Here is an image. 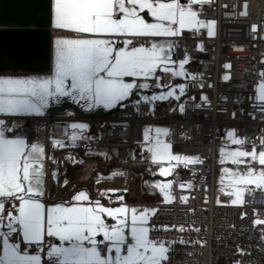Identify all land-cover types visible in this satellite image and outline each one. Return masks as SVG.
<instances>
[{
  "label": "snow or ice",
  "instance_id": "obj_1",
  "mask_svg": "<svg viewBox=\"0 0 264 264\" xmlns=\"http://www.w3.org/2000/svg\"><path fill=\"white\" fill-rule=\"evenodd\" d=\"M203 3L204 0H47L43 14L56 33L51 40L49 71L0 72V264H169L168 239L151 236L153 231H168L169 227L151 224L150 216L156 215L158 207L130 206L126 201L130 189H106L93 199L87 190L73 187L66 199L47 198L50 189L46 162L53 158L38 142L36 126L44 121L46 109L65 102L84 112L134 107L141 115L142 106H155L156 102H175L173 111L182 115L187 114L189 103L202 108L207 96L202 95L199 104L195 98L186 101L187 83L172 80L165 84L157 73L196 80L195 74L189 77L185 71L191 62L190 53L184 51L177 59L171 38L181 36L185 30L195 33L206 29L209 37L215 35L216 22L199 19L194 10L195 5ZM32 24V15L26 13L11 25L0 22V32L27 31ZM195 47L204 50L202 44ZM228 79L224 76V80ZM200 88L202 91L203 84ZM256 95L264 101V79ZM64 115L71 119L75 113L66 110ZM130 115L119 119L127 122ZM20 119L24 124L19 123ZM29 121L31 135L29 130H23ZM68 128L74 147H78L77 141L88 140L89 146L93 139L103 142L104 137L91 132L87 122L72 121ZM167 131L156 127V136L144 133L152 162H168L167 167H159V175L164 177L170 174L173 161L185 166L199 162L197 156L173 154L172 145L159 138L161 132ZM226 136L233 144L244 143L236 138L234 130ZM54 143L65 148L60 140ZM219 152L222 163L247 165L245 174L221 170L233 189L228 193L234 197L230 203L241 204L242 185L264 186V168L256 172L251 167L252 161L264 166V150L257 155L255 148L249 152L221 146ZM85 155L93 153L86 150ZM81 160L71 153L65 163L75 167ZM223 174L221 182L226 178ZM51 175L59 183V169ZM64 176L67 188L71 183L67 168ZM154 187L164 201L171 199L167 191L170 182H157ZM119 191L125 195H119ZM105 195L115 196L116 202L103 203ZM255 223L264 224V220ZM171 230H176L175 226ZM179 230L183 231L184 226Z\"/></svg>",
  "mask_w": 264,
  "mask_h": 264
},
{
  "label": "built area",
  "instance_id": "obj_2",
  "mask_svg": "<svg viewBox=\"0 0 264 264\" xmlns=\"http://www.w3.org/2000/svg\"><path fill=\"white\" fill-rule=\"evenodd\" d=\"M194 10L199 19L216 22L215 35L209 37L206 29L195 33L185 30L171 41L177 59L184 51L190 53L191 62L185 71L189 77L196 75L195 81H181L189 86L184 99L195 98L199 104L201 96H207L202 108L189 103L187 114L182 115L173 111L175 102H156L155 106H142L141 115L134 107H118L102 119V126L91 121L92 132L103 136V142L93 139L89 146L88 140L77 141L78 147L69 141L68 123L81 118L76 114L71 119L64 113L47 114L36 126L38 142L45 150L55 140L65 144L56 153L59 164L55 162L48 170L56 191L66 189L67 168L69 190L83 187L101 194L106 189H130L127 196L132 200H126L130 206L158 207L156 215L150 216L151 224L168 226L169 230L153 231L151 236L168 239L169 264H264V224L255 223L264 220V188L244 185L242 203L233 205L231 192L215 184L217 148L226 141V125H237L244 151L264 150V101L256 95L264 79V0H204ZM198 43L203 51L195 47ZM129 114L127 122L119 119ZM19 123L24 124V120ZM154 123H163L168 129L165 142L172 145L173 154L197 156L199 162L188 166L172 163L167 177L159 175V167L168 163H153L144 141L146 125ZM31 127L29 121L23 130L31 135ZM86 150L93 155H85ZM97 152L107 155H95ZM71 153L82 158L75 167L65 163ZM57 168L59 183L51 175ZM138 171L159 176L157 182H170L167 191L171 199L164 201L154 187L155 180H144ZM181 225L183 231L179 230ZM172 226L176 230H171ZM180 240L184 243L177 242Z\"/></svg>",
  "mask_w": 264,
  "mask_h": 264
},
{
  "label": "water",
  "instance_id": "obj_3",
  "mask_svg": "<svg viewBox=\"0 0 264 264\" xmlns=\"http://www.w3.org/2000/svg\"><path fill=\"white\" fill-rule=\"evenodd\" d=\"M46 2L47 0H0V22L11 25L26 13L33 17L30 30L0 32V72L46 73L49 71L52 34L49 19L43 14ZM117 108L110 111L97 108L84 112L76 105L65 102L58 106H50L46 112L47 114H59L68 110L81 119L96 120V124L102 126L104 124L102 119ZM93 128L92 124L91 132ZM138 173L142 174L144 180L154 181L160 178L140 171Z\"/></svg>",
  "mask_w": 264,
  "mask_h": 264
},
{
  "label": "rangeland",
  "instance_id": "obj_4",
  "mask_svg": "<svg viewBox=\"0 0 264 264\" xmlns=\"http://www.w3.org/2000/svg\"><path fill=\"white\" fill-rule=\"evenodd\" d=\"M157 74L162 77L163 82L165 84L171 82L172 80H174L176 84H179V82H181V80H183V78H176V77L170 78V74H164L162 72H158ZM77 122H87V123L90 124L91 121L84 120V119H80ZM156 127L165 128L164 125H163V123H154L152 125L148 124V125H146L145 132H148L151 136H156V132H155V128ZM229 130H234V134H235L236 138L240 139L239 129H238L237 125H234V124L226 125L225 128H224L225 136H226V133ZM159 138L161 140H164L165 141V133L164 132H161ZM51 145H53V148L56 150V153H57V150L60 149V147H57L54 142H52V144H50V146ZM221 146L226 147V148H230V149L239 148L240 150H243V148H242L241 144H233L230 140H228L227 136H226L225 143L222 144V145H220V146H218V148H217L215 184L218 185V186H220V187L226 188L230 192H232L233 189L228 186L229 185V180L227 179V174H223L221 170L223 168H228V169H231L233 172H238L240 174H245L246 171H247V165L246 164L236 165V164L231 163L230 161H227V162L222 163L221 162V154L219 152V148ZM259 151H261V150H256L257 155H258ZM249 152H251V151H249ZM244 159L250 160V158H244ZM164 162L165 163H168L167 161H164ZM172 163H177V162L173 161ZM251 167L256 172H259L262 168H264V166L259 165L258 161H252L251 162ZM222 174L225 175V177H226L223 182H221V179H220V177H221ZM48 183L53 186V183H52V181H51V179L49 177H48ZM154 183H157V181L155 180ZM243 186L244 185L241 186L242 189H243ZM251 186L257 187L256 184H252ZM69 187L70 186H68L66 189L60 190V192L58 193V195H56V197H58V196H66L64 194H70L73 190L72 189L69 190L68 189ZM258 188H264V186H261V187H258ZM81 189L82 190H87V189H85L83 187ZM87 191L90 192L91 195L100 196V194L96 190H92V191L87 190ZM60 193H62L63 195L62 194L60 195ZM241 195L243 197V191H242ZM126 200H132V198H128V196L126 195ZM144 200H146V199H144ZM140 207L146 208L147 206L141 205Z\"/></svg>",
  "mask_w": 264,
  "mask_h": 264
},
{
  "label": "crops",
  "instance_id": "obj_5",
  "mask_svg": "<svg viewBox=\"0 0 264 264\" xmlns=\"http://www.w3.org/2000/svg\"><path fill=\"white\" fill-rule=\"evenodd\" d=\"M182 2H186V0H182ZM149 18V20L151 19L150 17H148ZM51 29H53L52 27H51ZM54 30V29H53ZM54 33H55V31H54ZM54 36L52 35V38H53ZM170 78H172L171 77V75H170ZM182 81V80H181ZM90 125H92V123L90 122ZM164 125V124H163ZM164 127H165V125H164ZM68 145V144H67ZM69 145H71V144H69ZM51 146H52V148H51ZM50 146V144L47 146V148H46V153H47V156L48 157H51V158H53V159H49L48 161H47V170H49V168H51L52 167V164H54L55 162H56V154H55V152H53V150H54V148H53V145H51ZM47 185H48V187H49V189H50V195H48V194H46L47 195V198L49 199V200H55V199H57L58 197H62V198H67L68 197V195L69 194H64V195H66V196H58V197H56V195H58V193L60 192V191H56L55 190V188H54V185L52 186V185H50L49 183H48V176H47ZM62 193H60V195H61ZM63 195V194H62ZM101 195V194H100ZM119 195H121V196H124L125 195V193H120ZM91 197L93 198V199H95V198H97V197H99V196H94V195H91ZM112 200V201H116V199H115V196H109V195H105L104 196V198H103V203H105V204H108L109 203V200ZM135 207H137L138 209H143L142 207H140V206H137V205H135ZM99 238V237H98Z\"/></svg>",
  "mask_w": 264,
  "mask_h": 264
},
{
  "label": "bare ground",
  "instance_id": "obj_6",
  "mask_svg": "<svg viewBox=\"0 0 264 264\" xmlns=\"http://www.w3.org/2000/svg\"><path fill=\"white\" fill-rule=\"evenodd\" d=\"M51 34H52L53 36H55L54 30H52ZM50 144H52V142H51ZM51 148H52V146H51ZM53 152H55V154H56V150H55V149L53 150Z\"/></svg>",
  "mask_w": 264,
  "mask_h": 264
}]
</instances>
